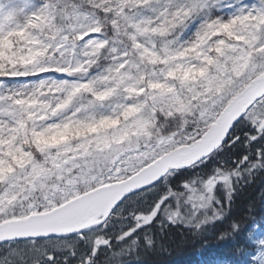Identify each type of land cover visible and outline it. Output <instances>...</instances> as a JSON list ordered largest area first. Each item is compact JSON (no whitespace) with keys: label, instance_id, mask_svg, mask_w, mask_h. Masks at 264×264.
<instances>
[{"label":"snow or ice","instance_id":"1","mask_svg":"<svg viewBox=\"0 0 264 264\" xmlns=\"http://www.w3.org/2000/svg\"><path fill=\"white\" fill-rule=\"evenodd\" d=\"M261 176L264 0H0V264H264Z\"/></svg>","mask_w":264,"mask_h":264},{"label":"trees","instance_id":"2","mask_svg":"<svg viewBox=\"0 0 264 264\" xmlns=\"http://www.w3.org/2000/svg\"><path fill=\"white\" fill-rule=\"evenodd\" d=\"M264 190V176L258 177L255 182L247 186L240 196L239 203H247L249 200L255 202L256 218L259 221L261 215V201L258 193ZM251 221H249V230L251 228ZM259 230V229H258ZM205 245V244H204ZM203 243L189 242L179 249L173 251L171 255L163 257L165 264H215L218 260H234L228 249L230 244L217 243L215 240H209L206 247ZM160 259V258H154Z\"/></svg>","mask_w":264,"mask_h":264},{"label":"rangeland","instance_id":"3","mask_svg":"<svg viewBox=\"0 0 264 264\" xmlns=\"http://www.w3.org/2000/svg\"><path fill=\"white\" fill-rule=\"evenodd\" d=\"M204 247H206V245H204Z\"/></svg>","mask_w":264,"mask_h":264}]
</instances>
